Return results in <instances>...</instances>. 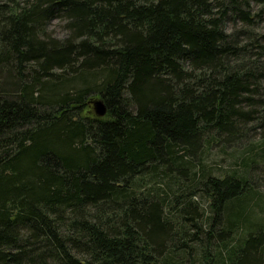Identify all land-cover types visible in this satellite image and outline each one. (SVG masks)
<instances>
[{
    "label": "trees",
    "instance_id": "1",
    "mask_svg": "<svg viewBox=\"0 0 264 264\" xmlns=\"http://www.w3.org/2000/svg\"><path fill=\"white\" fill-rule=\"evenodd\" d=\"M260 20L264 0L0 2V264H264L259 192L202 160L264 127Z\"/></svg>",
    "mask_w": 264,
    "mask_h": 264
},
{
    "label": "rangeland",
    "instance_id": "2",
    "mask_svg": "<svg viewBox=\"0 0 264 264\" xmlns=\"http://www.w3.org/2000/svg\"><path fill=\"white\" fill-rule=\"evenodd\" d=\"M5 1L0 0V2ZM16 1L22 2V0ZM231 28L232 24H229L228 29ZM240 28H243L240 23L234 27V29ZM252 28L256 32H264V21H258ZM48 32L53 37H65L68 32L65 20L53 19L48 25ZM99 99L100 97L94 95L88 100L90 109H92V101ZM244 128L245 132L236 139V143L225 139L214 140L209 148L202 153V160H204L206 168L216 176L225 175L232 170L245 171L249 184L256 192H259V197L264 202V127H260L256 122H249ZM191 200L200 214L197 222L206 230V224L211 216L207 200L201 191H195V196ZM259 213V207L255 206L253 218L257 219ZM188 215L195 217L193 213ZM189 229L194 230L192 226Z\"/></svg>",
    "mask_w": 264,
    "mask_h": 264
},
{
    "label": "water",
    "instance_id": "3",
    "mask_svg": "<svg viewBox=\"0 0 264 264\" xmlns=\"http://www.w3.org/2000/svg\"><path fill=\"white\" fill-rule=\"evenodd\" d=\"M92 109L93 113L98 117L106 113V106L102 99L92 101Z\"/></svg>",
    "mask_w": 264,
    "mask_h": 264
}]
</instances>
